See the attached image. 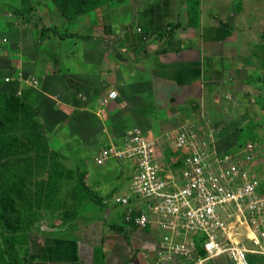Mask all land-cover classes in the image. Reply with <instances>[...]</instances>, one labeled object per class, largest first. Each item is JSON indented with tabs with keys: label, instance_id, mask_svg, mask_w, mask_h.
Segmentation results:
<instances>
[{
	"label": "crops",
	"instance_id": "1",
	"mask_svg": "<svg viewBox=\"0 0 264 264\" xmlns=\"http://www.w3.org/2000/svg\"><path fill=\"white\" fill-rule=\"evenodd\" d=\"M91 18L87 34L66 37L69 53L66 38L53 34L42 37L37 57L8 59L6 77L35 76L38 87L0 83V92L22 91L42 123L59 128L60 142L75 144L74 153L111 142L113 127L159 136L188 122L205 125L202 113L233 105L248 119L255 98L264 102V0H120ZM112 91L117 98L102 105ZM115 206L113 216L87 218L75 231L56 226L31 235L29 264H159L163 230L127 226L125 207ZM207 264L234 263L222 257Z\"/></svg>",
	"mask_w": 264,
	"mask_h": 264
},
{
	"label": "built area",
	"instance_id": "2",
	"mask_svg": "<svg viewBox=\"0 0 264 264\" xmlns=\"http://www.w3.org/2000/svg\"><path fill=\"white\" fill-rule=\"evenodd\" d=\"M8 42L1 38L0 45ZM17 80L32 87L39 81L21 73L6 78ZM117 96L110 92L103 104ZM205 127L211 128L209 121L188 122L159 136L136 127L96 154L99 163L132 165L130 193L116 201L126 209L127 226L163 230L156 248L159 264H207L222 257L250 264L249 255L264 256V189L249 167L257 146L222 148L215 130Z\"/></svg>",
	"mask_w": 264,
	"mask_h": 264
},
{
	"label": "rangeland",
	"instance_id": "3",
	"mask_svg": "<svg viewBox=\"0 0 264 264\" xmlns=\"http://www.w3.org/2000/svg\"><path fill=\"white\" fill-rule=\"evenodd\" d=\"M118 1L120 0H108L109 3L106 5H114ZM31 2L37 9L31 10L30 17L23 11L27 8L24 0H0V41L4 37L9 39L8 43L0 45V83H3V78H16L18 75L14 72L12 76L6 77L5 73L11 70L7 66L13 64L8 59L21 56L22 53L24 55L31 53L37 57L38 50L41 52L46 42L42 41V29L51 28L50 36L58 34L66 38L73 36L70 33L75 30L79 33L89 32L88 29L92 26V11L76 15L71 9V13L66 16L61 9L60 4L68 2L67 6L70 7L79 0H31ZM73 16L75 18H70ZM22 40L26 43L21 44L22 48H17L16 42ZM70 42L72 40L66 38L62 45L68 53L73 47V44L69 46ZM39 83L38 81V86ZM23 84L28 85L26 82ZM16 93H19L21 102L26 101L20 97L22 91ZM101 104L104 105L103 102ZM254 107L257 110L250 113L248 119L238 118L240 111L235 110L234 105L231 110L224 108L221 112L207 111L202 113V117H207L211 128L205 129L209 132L211 129L215 130L214 134L218 136L221 146L239 143L243 146L249 142L256 144L257 158L249 167L264 189V102L256 97ZM33 108L36 109V113L28 117V126L25 129L17 128L10 131L7 134L8 138L0 145V164L23 174L18 182V191L2 200L0 217L5 225L12 229L37 221L26 234H23L25 243L18 247L21 264H29L31 252L35 253L32 250L34 246H31V235L47 232V227L52 229L56 226H62L64 230L72 227L75 231L87 218L101 219L103 216H113L115 209L112 207L117 205V197L130 193L134 174L129 162L111 160L99 163L96 158L101 147H108L113 142L119 143L127 133L128 125H121L116 129L113 127L116 136L111 142L100 145L89 143L87 150L81 149L80 153H74L75 144L61 143L62 133L59 128L53 130L47 128L39 119L37 108L34 106ZM68 126L71 127L69 123ZM163 130H165L163 134L166 135L168 128ZM167 141L166 136L165 141L161 143L162 149L166 150ZM77 185L81 187L85 196L80 202L81 206L78 205L79 200L74 193ZM41 193L43 199L39 200L38 196ZM43 201L54 208L37 210ZM109 211L112 213H107ZM115 212L114 216L117 215V211ZM49 231L54 235L58 232L54 229ZM247 245L253 246L250 242H247ZM3 247L0 234V251Z\"/></svg>",
	"mask_w": 264,
	"mask_h": 264
},
{
	"label": "trees",
	"instance_id": "4",
	"mask_svg": "<svg viewBox=\"0 0 264 264\" xmlns=\"http://www.w3.org/2000/svg\"><path fill=\"white\" fill-rule=\"evenodd\" d=\"M24 2L27 8L23 9V11L25 14H28L31 17V10H34L36 7L32 4L31 0H24ZM108 3V0H79V2H76L75 5L72 3L70 7L67 6L68 2H64L60 4V6L65 15L67 16L71 13V9L74 14L87 13L90 11L93 12L98 7L104 6ZM75 16L70 18H75ZM50 30L52 29H42V37H49L51 32ZM34 112L36 113V109H34L26 101L21 102L16 92L10 94L0 92V145L1 143H4L5 140L8 138L7 134L10 131L17 128L25 129L28 126V117L30 115H33ZM240 145H242V143H239V145L228 144L225 146L223 145L221 147H224L226 149H232L234 147H240ZM22 176V172L11 170L5 165L0 164V209L2 200L12 194H15L16 191H18V182L20 181ZM74 193L76 198L79 200L78 205L81 206L80 202L85 196L79 185L75 187ZM38 199H43L42 193L38 196ZM41 208L51 209L54 208V206H51L47 202L43 201V203L38 206L37 210ZM35 222L37 221L34 220L31 221V223L29 224H26L16 229H12L6 226L0 217V234L2 236L4 246L3 249L0 251V264H21L18 247L25 243V241H23V234H26L33 227ZM248 258L250 264L264 263V256L249 255Z\"/></svg>",
	"mask_w": 264,
	"mask_h": 264
}]
</instances>
